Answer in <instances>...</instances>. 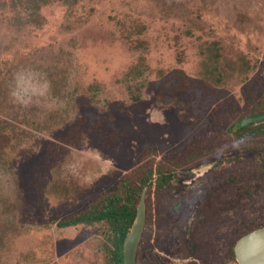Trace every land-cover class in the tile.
<instances>
[{
	"label": "rangeland",
	"instance_id": "374dc122",
	"mask_svg": "<svg viewBox=\"0 0 264 264\" xmlns=\"http://www.w3.org/2000/svg\"><path fill=\"white\" fill-rule=\"evenodd\" d=\"M263 89L264 0H78L37 16L0 0V264H106L105 225L57 224L148 152L176 167L147 253L176 264L203 176L264 166L249 137L264 123L240 126ZM244 209L264 210V192Z\"/></svg>",
	"mask_w": 264,
	"mask_h": 264
},
{
	"label": "trees",
	"instance_id": "16d2710c",
	"mask_svg": "<svg viewBox=\"0 0 264 264\" xmlns=\"http://www.w3.org/2000/svg\"><path fill=\"white\" fill-rule=\"evenodd\" d=\"M59 2L66 7L76 5L78 0H24V8L33 16H37L41 7ZM247 116H259L264 114V89L261 91V96L258 100L250 98L247 103ZM245 115H239L240 118ZM239 123L235 121V125ZM260 123H264L260 121ZM251 127V126H250ZM246 128H238L237 130L244 131ZM222 135H220L221 138ZM225 136V135H224ZM254 141V147L264 150V126L255 128L249 135ZM201 140L195 138L192 144L188 146V151L192 154H198L195 145H199ZM194 149V150H193ZM196 149V150H195ZM193 159V158H192ZM199 158H195L197 161ZM139 165H137L129 175L122 176L117 185L108 193H104L91 201L84 209L72 214L69 217L60 221L57 226L59 228L71 227L79 224L93 225L101 223L107 228L105 245L103 251L105 254L106 264H124L123 262V244L126 235L130 232L132 224L135 220L137 207L142 194H144V203L146 207V216L143 232L138 245L137 259L140 255V248L148 240V235L151 233L152 211L160 210L166 212L172 207L170 194L172 187L170 183L174 176L175 162L156 163L150 152L142 157ZM212 160H205L208 163ZM252 166L243 170H238V175L230 176L228 170V207L229 208H244L247 206L252 196L259 192H264V166ZM232 174V173H231ZM219 175H222L219 174ZM240 183L238 182V180ZM224 190L220 192L218 197L221 199ZM237 200L234 204L233 201ZM264 226V213L262 215V223ZM138 264V263H137Z\"/></svg>",
	"mask_w": 264,
	"mask_h": 264
},
{
	"label": "flooded vegetation",
	"instance_id": "af4514ba",
	"mask_svg": "<svg viewBox=\"0 0 264 264\" xmlns=\"http://www.w3.org/2000/svg\"><path fill=\"white\" fill-rule=\"evenodd\" d=\"M203 179L209 180V191L201 197L198 206L191 214L180 216L176 221V231L178 230L176 233V264H238L234 247L240 238L262 228L259 213L264 210L228 207V167L224 168L219 177H214V173L209 172L203 176ZM171 187L173 192V186ZM223 190L225 194H222L221 199L218 200ZM186 197L182 194L177 199ZM254 197L255 194L251 198ZM173 207L172 204L168 210ZM180 207L181 204L176 205L177 210H180ZM149 234L148 240L140 248L142 264H156L147 253L151 240V233ZM136 259L135 264H139Z\"/></svg>",
	"mask_w": 264,
	"mask_h": 264
},
{
	"label": "water",
	"instance_id": "95a60500",
	"mask_svg": "<svg viewBox=\"0 0 264 264\" xmlns=\"http://www.w3.org/2000/svg\"><path fill=\"white\" fill-rule=\"evenodd\" d=\"M264 120V114L250 116L240 122V126ZM145 219L144 194H142L137 207L135 220L130 232L126 235L123 244L124 264H135L136 250L140 241ZM234 254L238 264H264V227L257 229L240 238L235 247Z\"/></svg>",
	"mask_w": 264,
	"mask_h": 264
}]
</instances>
